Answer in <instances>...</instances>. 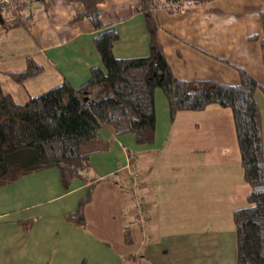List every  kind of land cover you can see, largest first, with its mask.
<instances>
[{"label": "crops", "instance_id": "0c3cea01", "mask_svg": "<svg viewBox=\"0 0 264 264\" xmlns=\"http://www.w3.org/2000/svg\"><path fill=\"white\" fill-rule=\"evenodd\" d=\"M30 2L23 10L29 17L20 26L4 30L0 20V89L18 105L64 82L77 89L92 69L103 70L92 25L74 21L80 7L66 0ZM138 2L103 0L98 5L101 23L118 33L112 48L118 60L149 53L144 16L134 11ZM263 11L264 0H209L186 12L157 8L150 14L156 42L176 79L234 86L240 69L264 89L260 42L250 40L261 36ZM28 60L42 72L15 83L9 75L23 72ZM253 97L264 161V93L258 89ZM154 107L151 145H137L131 134L114 136L108 126L92 147L87 145L95 151L89 181H72L63 188L58 172L48 169L0 188V264L235 263V227L220 222L246 207L250 189L243 180L230 110L210 105L170 120L159 90L154 92ZM178 121H189V129L175 127ZM224 125L233 146L221 139ZM177 134L180 139L189 134L193 143L182 144V158L176 145L169 148ZM132 166L137 174L134 192H129L127 178L120 175ZM79 207L82 225L70 217ZM190 215L200 224H189Z\"/></svg>", "mask_w": 264, "mask_h": 264}, {"label": "trees", "instance_id": "16d2710c", "mask_svg": "<svg viewBox=\"0 0 264 264\" xmlns=\"http://www.w3.org/2000/svg\"><path fill=\"white\" fill-rule=\"evenodd\" d=\"M66 1L80 7L74 21L87 20L96 32L93 43L103 70L92 69L88 81L77 89L64 82L23 105L15 104L0 89V188L48 169L58 172L63 188L72 181H89V160L95 153L90 148L104 126L110 127L114 136L131 134L137 145H151L155 136L156 90L167 101L170 120L180 112H200L216 105L231 112L243 180L250 189L247 207L232 214L236 234L234 264H264V161L259 109L253 97L255 91L264 93V89L240 69L239 82L234 86L211 80L176 79L155 39L152 10L186 12L209 0H139L134 11L144 16L149 53L121 60L112 54L118 33L99 18L98 5L103 0ZM12 7L15 14L8 19L0 17L4 30L20 26L29 17L21 11L20 0H14ZM260 23V38L253 36L250 40H259L264 64V11L260 13ZM41 72L40 66L28 60L23 72L9 77L21 84ZM70 217L82 225L81 207Z\"/></svg>", "mask_w": 264, "mask_h": 264}, {"label": "rangeland", "instance_id": "374dc122", "mask_svg": "<svg viewBox=\"0 0 264 264\" xmlns=\"http://www.w3.org/2000/svg\"><path fill=\"white\" fill-rule=\"evenodd\" d=\"M21 1V5H22V12H23V10L25 9V3H32V2H30V0H20ZM13 2H14V0H8V5L6 6V7H3L1 10L2 11H0V12H4L5 13V15H6V13H9V14H11V15H13V13H14V10L15 9H13V7H12V5H13ZM18 12V11H17ZM3 13V14H4ZM15 14V13H14ZM3 16V15H2ZM160 92V91H159ZM156 102H157V99H156ZM182 123V125H179V121L178 122H176V124H175V127H179L180 129L183 127V129H184V127L186 126V130L187 129H189V125L191 124L189 121H187L186 123H185V121L183 122H181ZM232 126V125H231ZM222 128H224V130H223V134H222V136H221V139L223 140V141H226L225 143H228V144H231L232 146L234 145L233 144V142H232V140H231V138H229V133H228V131H227V127L224 125V126H222ZM228 128H229V126H228ZM185 130V131H186ZM185 131H183V133L185 132ZM232 133V132H231ZM176 138H178V139H173V142H172V144H171V146L169 147V148H171L172 146H174V145H176V147H177V150L179 151V150H181L180 151V154H179V157L180 158H182L185 154H186V149L182 146V144H185V142H188V141H190L191 142V137H190V135L188 134L187 135V139H180V134H177L176 136H175ZM180 139V140H179ZM179 141V142H178ZM193 143L191 142V145H192ZM168 146H169V144H168ZM166 151H169V149H166L165 150V152ZM163 152H161V153H159L158 154V158H159V162H162V160H160V157H161V155H163L162 154ZM175 153H178L177 151L175 152ZM130 154V153H129ZM195 154H197V153H195ZM169 155H172V152H170L169 151ZM190 157V156H189ZM131 158V163L133 162V160H132V157H130ZM138 159V156H136L135 157V161ZM193 159H197V157L195 158V157H190V160L192 161ZM120 160V159H119ZM174 161H178L177 159L176 160H174ZM133 166H134V164H133ZM133 166H132V168H133ZM135 174H137V172H134V168L132 169V171H128V170H124V172L120 175V177H123V178H127V180H128V186H127V190L129 191V192H134V185H133V183L135 182L134 181V179L136 178L135 177ZM175 175V174H174ZM179 175H181V174H179ZM178 175V177H180ZM201 198V197H200ZM199 202H203L201 199H197ZM175 202V201H174ZM206 204V203H205ZM245 206L247 207V203H245ZM206 209H208V207L206 208ZM217 209L218 210H220V208L219 207H217ZM239 210V209H238ZM190 213H191V211H190ZM220 213L221 214H224V213H226L227 214V211H226V209L225 208H221V210H220ZM233 214V213H232ZM232 214H231V217L228 219L226 216H223L221 219V222L220 223H226V224H231L232 226H234L233 225V219H232ZM143 218V217H142ZM189 224H193L194 226L195 225H199L200 224V222H198V219H194L193 217H192V215H190V217H189ZM202 222V221H201ZM143 224H144V222H142ZM203 223H204V220H203ZM184 224H186L185 222H184ZM234 228V227H233ZM191 230V229H190ZM189 233H190V231H189ZM193 232L191 231V234H192Z\"/></svg>", "mask_w": 264, "mask_h": 264}, {"label": "built area", "instance_id": "2783aa9c", "mask_svg": "<svg viewBox=\"0 0 264 264\" xmlns=\"http://www.w3.org/2000/svg\"><path fill=\"white\" fill-rule=\"evenodd\" d=\"M8 5V0H0V8L6 7Z\"/></svg>", "mask_w": 264, "mask_h": 264}, {"label": "water", "instance_id": "95a60500", "mask_svg": "<svg viewBox=\"0 0 264 264\" xmlns=\"http://www.w3.org/2000/svg\"><path fill=\"white\" fill-rule=\"evenodd\" d=\"M30 1L39 2L40 0H30Z\"/></svg>", "mask_w": 264, "mask_h": 264}]
</instances>
